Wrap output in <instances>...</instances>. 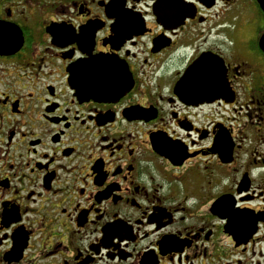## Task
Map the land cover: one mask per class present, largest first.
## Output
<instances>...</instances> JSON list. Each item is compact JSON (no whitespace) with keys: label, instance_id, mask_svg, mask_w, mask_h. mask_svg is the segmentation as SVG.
<instances>
[{"label":"flooded vegetation","instance_id":"af4514ba","mask_svg":"<svg viewBox=\"0 0 264 264\" xmlns=\"http://www.w3.org/2000/svg\"><path fill=\"white\" fill-rule=\"evenodd\" d=\"M263 36L256 0H0V264H264Z\"/></svg>","mask_w":264,"mask_h":264},{"label":"water","instance_id":"95a60500","mask_svg":"<svg viewBox=\"0 0 264 264\" xmlns=\"http://www.w3.org/2000/svg\"><path fill=\"white\" fill-rule=\"evenodd\" d=\"M260 8L262 9V11L264 12V0H257ZM261 45L264 48V36L261 39Z\"/></svg>","mask_w":264,"mask_h":264},{"label":"snow or ice","instance_id":"6c2138e0","mask_svg":"<svg viewBox=\"0 0 264 264\" xmlns=\"http://www.w3.org/2000/svg\"><path fill=\"white\" fill-rule=\"evenodd\" d=\"M69 43H70V41H69ZM82 49H83V48H82ZM82 49H81V50H82ZM82 51H83V50H82ZM77 56H79V53H77ZM73 87L76 88V85L74 84ZM76 91H77V94L80 93V89H79V88H76Z\"/></svg>","mask_w":264,"mask_h":264}]
</instances>
